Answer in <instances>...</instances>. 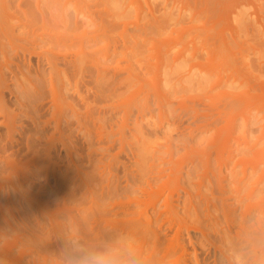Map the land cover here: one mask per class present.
I'll list each match as a JSON object with an SVG mask.
<instances>
[{
	"label": "rangeland",
	"instance_id": "1",
	"mask_svg": "<svg viewBox=\"0 0 264 264\" xmlns=\"http://www.w3.org/2000/svg\"><path fill=\"white\" fill-rule=\"evenodd\" d=\"M47 1L48 0H45L43 3H46ZM49 1L56 2V10L54 14H56L55 16H57L58 19L56 26L58 27L56 28L57 35L61 34L59 37L64 35V39L67 38L65 39V43L71 45L70 47L68 45V47L65 46L66 48L63 47L64 49L57 47L55 49L57 54L60 53L61 55H66V52L68 51L70 53H74L75 51L76 53L74 55L71 54L73 56L72 58H74V56H77V52H80L81 50L84 52V49L86 52L89 50V53H92L91 55L97 53L94 55L95 57H90H94L93 59L95 61H93L95 63L99 60L98 63L100 65L98 63L97 64L100 66V71H104L106 69L104 67H106V65L108 67V65L111 62L112 63L109 65L107 70L104 72L102 71L105 74L101 72L104 79L101 78V81L99 80V82L94 80L96 78V71L91 70L90 68V72L89 70L87 71L86 68L83 69L81 72L82 75L78 73L81 69L76 67L71 69V72L72 70H74V72L79 70L77 73L79 76H82L78 80L80 82L77 83V81H75L78 78H75L76 74L73 72L75 78L74 81L78 86L76 85V87L71 81H66L68 83L65 82L64 86L66 84H69L70 87L73 85L75 88H77V91L75 89H71L72 87L68 88V86H65L68 88V92L70 89L69 95V93L65 91L64 86H61L62 81H60L61 84L59 81H57L58 83L56 84L57 87L55 89L57 91L55 92H57L56 94L58 95H55V99H59V97L60 99L59 101L56 100V104L54 103V105L57 106V103L59 102L61 105H58L59 107L57 106L59 109H54L55 106L52 105L54 107L51 106L53 108L51 109V107H48L50 106V100H47L48 95L44 96V94L49 90L47 87L46 88L48 90L45 89V86L47 85V82L50 83V79H48L46 76L49 74L48 77H50L51 73L49 70L51 71V69L47 61L44 58H41L45 55V53L40 51L46 48L44 46L47 43L46 41L41 42L42 45L40 44V46L38 44L40 42H38V51L36 48L34 52L37 51L38 53L40 51L39 53H42L43 56L40 57L39 53V55L34 53V56H31V53H26L27 56H22V54H20L21 65L24 67V70L22 68V72L27 71L26 73H28V77L23 79L22 85H20L14 77L13 72L15 71L14 73H17L15 66H11V69L9 70L14 71L12 72L8 70V73L4 69L6 66H1V69H3L1 72L3 73V71H5L3 76L5 79L7 77V80L3 78L4 82H2L3 80L0 79L3 83L0 85H4L7 89L10 88L11 90H9L12 92L9 93V91H3L4 93L2 92V94H5L4 97L0 94V109L5 107L6 112L12 119L16 116L15 119L17 120L14 121L17 123L14 122V124L17 131L19 130L18 132L21 135L16 133L14 135V140H18L17 144H19L20 147L24 146L28 142L30 148H32L34 146L31 147L29 142H33L34 140L36 143L38 141L37 143L40 144H36L38 147L39 145L42 147H39V149L42 150L38 149V154L40 155L38 158H41L40 160H42V163L45 162L43 160H48L50 162L47 164L48 166L46 165L47 167L50 166V168L52 167V169L56 170L60 167L62 171H64L67 166L70 167V180H68L70 183H68L71 184L69 185L71 188V193L67 198L68 200L70 198L71 201L68 202V206L71 208L70 210L72 212L73 220V222L71 221V229L73 230L70 231V234L72 232L73 241L71 249L73 248L72 252H74V255L76 257L82 258L91 253H106L113 258L115 264H264V239H256V236L259 238L260 235L264 238V182L260 183V171L264 170V48L261 46V44L264 46V0H249V2L246 1L247 3H244L245 5H241L242 1H240L241 3H238L237 1L239 0H233L234 2H237V4H240L239 8L243 11L238 9L240 11V14L238 13L239 17H232V20L230 19L231 24L228 21L226 24L224 23V27L226 25L225 29L223 28L222 24H220V26L219 24H216V19L219 17L218 11L215 10L217 9V0H206V2L205 0H183L182 4L180 2L175 3V0H156L158 4L155 0H113V3H111V0H103L104 3H107H105L106 5L103 4L102 0ZM163 1H166V4L171 2L169 3V8H172L167 10V13H170V15L168 16L165 14V16H168H166V18L161 14L160 15L162 17L155 14V16L157 15V19L160 16L158 19L160 21H157V25L158 22L160 24L161 21H164L165 19L166 22H168V26H170L169 23H171L172 19L171 27L174 26L172 28L174 31L172 32L174 33L172 36L177 35L178 41L176 39L174 40L173 37H171L170 41L169 34L171 35V32H169L168 36L165 35L169 30L165 34L163 33V35L160 34V32H158L156 29L159 26L156 25V21H153L154 25H152L149 22V18H147L149 17V14L147 15V13H150V10L157 11L158 5L160 8H162L160 4H162ZM208 1H211L212 4L215 5L207 3ZM16 2L17 0L12 2V6L15 7H11V5L9 7V14L12 13V17L16 19L14 22H17V18H23L17 10L18 8L16 6ZM130 3L132 6H130ZM165 3L162 5H166ZM98 4L102 6H98ZM209 4L211 7L214 6L213 9H215H210L211 7H209ZM148 5L151 6V9L150 6L148 7ZM206 6L209 7V9ZM173 8L175 9L173 10ZM111 9L114 11H111ZM179 11L183 12V18H180L181 20H179ZM117 13H121L123 15ZM117 15L123 16L122 18H125L122 19ZM172 15L176 22H174L175 20L172 18ZM145 18H147V22ZM102 19H104V22ZM121 19L122 21H120ZM21 20L25 21L24 19H20V21ZM20 21H18V23ZM107 22L111 25L108 26ZM59 23L60 25L58 26ZM64 23L65 25H63ZM125 23L128 26L124 25ZM12 24L14 25V23ZM19 24L21 25V23ZM19 24L18 26H20ZM136 24L139 28L136 26ZM174 24L177 25L178 28ZM111 26L113 27L110 28ZM143 26H146L145 29L149 28V31H146ZM149 26L152 29H150ZM155 26L156 28L154 29ZM181 26L185 28H183L184 32L187 30L185 33L183 32V39L179 37V33L177 34L179 31L178 29H180ZM102 27L106 29V31H101L100 29L103 30ZM171 27L169 28L172 31ZM18 29L19 27H17L16 32L19 33V35L17 33L16 34L20 38L23 30L21 31ZM174 29L178 31L176 32ZM59 30L65 34L62 32L59 33ZM219 30H224V34L220 36H226V39L228 40L227 43L233 41L232 36H240V41L243 43L245 42V45L248 47L246 48V46H244L247 49V51L243 53L245 54V61L243 60L244 58L241 57L243 54L240 55L238 52L240 55L239 56L236 52L239 50V48L235 51V57L237 55V58L240 57L238 58V61L236 60L237 63L230 60L227 54L219 55L217 52V39L219 34H221ZM236 30L237 32H235ZM111 31L113 33H111ZM154 31L157 33H151ZM39 33L43 36L46 35L47 37V34L44 33V31L42 32L41 30ZM39 33L37 34L42 36ZM84 33L89 38H85L86 36H83ZM99 34L100 36L97 37ZM25 35L26 33L24 32V37L22 36L20 38L22 41H24L25 38L28 39V36L25 37ZM134 37L136 38L134 39ZM92 38L97 39L96 41L94 40L95 42H93ZM61 39L64 40L63 37ZM128 39L132 40V42L130 43V40ZM72 40H74L75 43H73ZM156 40L157 42L159 41V44L155 42V45L158 44V46H161L159 49H157L158 46L157 48L154 46V41ZM37 41L41 40L39 39ZM138 42L141 43L139 44ZM43 43L46 44L43 45ZM76 43H80V45H76ZM182 44L183 46L178 47ZM82 45L84 47H82ZM85 45L87 48H89L87 49ZM39 46L44 49H39ZM76 46L79 47L77 48ZM153 46L155 48H153ZM169 46L170 49L168 50ZM154 49L155 51H153ZM173 49H175V51ZM132 50L135 51L133 52ZM167 50L173 54L171 53V55ZM183 50L187 51L182 52ZM44 51L47 52V50ZM94 51L95 53H93ZM160 51L164 52L161 53ZM146 52H148V54ZM150 52L151 56L156 53V55H154L156 56V59H152L154 57L153 56L149 61L153 67L150 66V63L147 60L151 57L149 55ZM167 52L169 55H171V57ZM180 52H182L184 56L183 60L181 61L182 63L180 61V63H178L179 65L176 63V66H179L177 68L175 64L174 66L172 65L173 60L171 59H173L172 57L175 58L176 56H179L181 54ZM142 53H145V55ZM11 54L8 55H10V57L15 55L14 54L11 56ZM129 54L131 55L130 58L128 56ZM161 54H164V59L166 60L165 64H163L164 62H160L162 61L160 56ZM85 55L87 54L85 53ZM141 56H144V59ZM26 57H28V59ZM139 57L141 58V62L138 60ZM1 58H3L2 55ZM1 58L0 62L6 65L5 60H1ZM62 59L63 57L61 60ZM132 59L134 61H132ZM124 60L127 62H124ZM15 61L19 63L18 58H15L14 62ZM138 61L141 64H136L139 63ZM130 62H133V64L130 65ZM156 62H158V70L160 71L161 69L160 73L157 71ZM103 64L105 65L103 66ZM127 64L129 67H131L130 69L137 73V75L135 73V79L138 77L136 80L139 81L138 85L141 87L140 89H138L136 86L135 88H132L134 84L131 82H123L125 84L122 85L124 87L127 85L126 88H131V92L128 91L130 89H126L121 85V81L128 80L127 73L131 71L130 69H126L129 68L127 67ZM160 64H162V66L164 65V67L159 66ZM141 65L144 66V68H142ZM170 65H172L171 67H175V69H173L175 71L173 74H176L177 76L183 74V84L182 81L181 83L178 82L180 80L176 75H173L174 77H171V73L170 75H166L169 74V72L166 73L165 71L167 69H171L169 68ZM64 66L62 63H60L59 69L62 72L67 69ZM111 66L113 70L119 71V74L118 72L116 73L110 69ZM154 66L156 72H158L155 74L156 80L158 78L157 83L155 82L156 80L154 81ZM30 67L34 73L39 72L38 75H34L32 72L30 78L28 71ZM88 67L90 66H87V68ZM37 70L38 72H36ZM84 70L90 74L88 75V73ZM125 70L126 74L124 73ZM84 72L86 74H84ZM112 72H114V78H112ZM134 72H131V74H134ZM138 72H141L140 76ZM161 72L163 73L161 74ZM26 73L24 74L25 76ZM115 73L117 74V78ZM157 74H161L162 76L159 77ZM41 75L44 77H39ZM72 75L73 74H71L70 77H72ZM36 76L40 78H38L40 83L43 82L44 79L48 80L47 82L44 80L46 84H42L43 87H38L41 84H39ZM109 76H111V78ZM108 77L111 79H108L110 82L108 80L106 81ZM122 77L125 80H123ZM163 77L165 80H167V82L169 80L171 81L168 83L165 81L164 83ZM63 78L64 77H62V79ZM161 78L163 79V83L161 82ZM120 79L121 81L118 83V80ZM207 79L209 80L207 81ZM24 80L26 81L24 82ZM6 81H12V83ZM28 81H31V84L33 85L30 86ZM96 81L99 84H97L98 87L95 86ZM103 81L106 82L103 83ZM69 82H71L72 85ZM107 82L108 85L106 84ZM116 82L118 84H116ZM158 83L159 87L153 88L154 85V87H157ZM109 84L114 85V88ZM172 84H174V87ZM179 84L180 86H178ZM130 85H132V87H130ZM20 86H24L25 88L23 89ZM32 86L37 87L35 89V87L32 88ZM41 87L43 88L42 91L45 90L43 94L40 93L41 90L36 91L41 89ZM160 87L164 89L166 88L167 91L166 89H159ZM172 87L175 91L172 90ZM175 87L177 89H175ZM17 88H21L24 91L22 92ZM94 88H96V90ZM109 88L111 89L110 91ZM179 88H181V90H179ZM7 89L5 90L3 88L5 91H7ZM29 89L34 90L29 91ZM133 89H136V91H133ZM156 89L157 92L155 93ZM113 90H115L114 95L112 94ZM158 90L160 92L166 91V93H161V95L165 97L166 94V97L169 99L172 97L173 99L170 100V104H168V106H164L165 109L163 104L160 105L161 102L157 100L160 99L159 95H156L158 94ZM35 91L36 93H40L39 95H41V97L44 96L43 99H46V102H43L42 98L38 94L34 93ZM97 91L100 93V95L97 93ZM48 92L46 94H49ZM73 92L77 93L72 95L71 93ZM78 92L80 93V98L83 96L85 99L86 105L83 102V98L80 100L78 97ZM103 92L107 93H105L106 96H104L105 94ZM110 92L112 97L110 96ZM132 92L135 93L132 94ZM177 92L178 95H181V97L175 100V97H178ZM66 93H68L67 99H64ZM101 93L103 94L101 95ZM136 93H140V95H137ZM149 94L150 97H148ZM172 94L173 96H171ZM124 95L127 98L124 97L122 100L121 98ZM133 95L138 96L137 99H134L136 97ZM155 96L156 98H154ZM239 98L242 100V104L239 103L241 100H239V102L237 101ZM127 99L129 102H131L130 106L133 108L132 110L130 109V111H127L129 112L128 114L127 112L125 113L126 107L124 108V104H122L123 106L121 105V100L124 101V103H128L125 102ZM133 100H136L135 103L137 101L138 103H141V105L136 103L137 109L133 107L136 104L132 105L134 102ZM236 101L239 104H236ZM52 102L50 104H52ZM142 102H145V104L143 105ZM2 103L4 104L2 105ZM43 103L44 106L46 104L48 105H46L47 107L45 109L49 108L50 111H48V109L46 112L44 106L42 105ZM68 103L71 105L74 104L72 105L73 109L71 108L74 111L70 109L71 105L67 106ZM147 103L149 104L147 105L149 106V109H147ZM156 103H158L160 106L157 107ZM84 105L85 107H83ZM142 106H145L146 108L143 107L142 109ZM140 107L141 109H139ZM40 108H43L44 111L42 110V112L45 114L39 111L41 110ZM55 110H57V113ZM69 110L74 112V114ZM159 110H161L162 114ZM131 111L132 116L130 113ZM39 112L42 113L41 115H43V117L39 114ZM53 112H55L57 117L55 114H53ZM37 113L41 118H43V122L45 123L46 121L47 123L43 124L42 119L38 117ZM139 114H141L140 117ZM44 116L47 117L44 118ZM1 117H3V115ZM35 118L36 120H39L36 122ZM33 120H35L34 123ZM57 120H62L63 122L66 120V123H64L65 125L63 122L60 124ZM1 121H3V118H1ZM230 121H232V123H236H233L235 124V127H233L234 129L232 128L233 125L229 124L231 123ZM42 124L43 126L46 125L47 129L46 126L44 129ZM58 124H60V127L56 128V125ZM19 125H22L23 127L21 126V128ZM228 125H230V127L233 129H231L233 131L232 134L230 128L228 129L229 131L227 130ZM41 130H45L46 132H40ZM179 132H182L183 135H178ZM50 135L53 136V138H50ZM8 136V128L6 126H0V146L3 145L2 143L8 141ZM48 138L53 139L52 141L54 144L52 143L53 145L51 146L54 148H50L51 146L48 145L46 147L44 142L45 140L47 142ZM220 138H222V141L224 140L229 144L225 142L222 143ZM19 139L21 141H19ZM184 139L189 142L186 143ZM218 141L219 143H222L223 146H220ZM213 142L216 145H213ZM35 143L32 144L37 147ZM17 144L15 146L16 149L19 147ZM217 144L220 148L217 146ZM224 145L226 148H228L225 152H223L225 153L223 155L224 161L218 160L222 159L219 157L216 158V156L220 155ZM24 147L26 149V146ZM170 147L173 152L168 151V148ZM44 148L45 152L43 150ZM65 148L71 150V153L66 151ZM48 149H51V151ZM24 151L27 152L26 150ZM48 151L51 152L49 155L46 153ZM147 151L149 152L147 153ZM167 151L173 153H169L171 157L169 154H167ZM215 151L217 152V155H215ZM9 152L5 154L6 152L2 150L0 155L1 157H5V155H8L6 157L13 155L12 151V153ZM156 152L159 153L157 154ZM229 152L232 154L231 156L233 158L228 156L230 155L228 154ZM209 153L212 154V156H210ZM20 154L16 155V157L10 156L11 160L16 159L15 161L24 160V162H27L25 159H28L29 161V158L31 160V156L33 155L32 153H28V155H31L28 157L27 154H24L27 157L25 158L22 156V154ZM149 154H151V156L154 155L157 157L153 156L154 160H151L149 158ZM206 154L209 156H206ZM192 156L193 160H196V163L194 164ZM194 156L196 158H194ZM47 157L50 159H47ZM227 157L232 158L230 162ZM197 158L200 160H197ZM202 158L205 162L201 161ZM150 161H153L156 164ZM171 161H173V163ZM176 161L180 162L177 163ZM206 161L209 163V167H207V165L205 168L203 165H206ZM220 161H222V163ZM38 162L42 164L39 159ZM152 163L153 165L149 168V165ZM176 163L177 165L180 163L183 164V170H180L183 172V174L181 173L182 175L180 174L179 177L177 176L180 182L176 179L177 183H173L175 181L172 180V178L174 179V177H172L173 174L171 175V173H173L172 171L174 170L176 172L177 170L179 171V168H181L179 167L181 164L177 166ZM256 163H259L261 166L259 170L255 171L253 169V164ZM146 164L148 165V170L144 168L146 167ZM168 164H172L173 168ZM221 164L225 165L223 166L222 171V167H220ZM170 167L172 168L171 172H169L171 169ZM60 168L58 169L59 171L56 172H60ZM150 169L152 170L150 171ZM207 169H210V171L208 170V172ZM66 171L64 174H66ZM159 171H161L162 174ZM175 172L174 174H176ZM60 173L57 175L64 177L63 173H61L62 175ZM150 173L152 174L151 176ZM219 173H222L223 175L220 174L219 176ZM167 174H170V177H172L170 180V177ZM216 174L219 177H215ZM147 175L151 178H149ZM221 175L224 178L222 196H220L219 192L221 191L219 188L217 189L218 186L216 184V178L218 177L217 181H219V179L222 178ZM233 177L235 181L233 180ZM53 181L54 180H52V182ZM168 181H171V184ZM238 181H241L240 184ZM167 183H169V185H167ZM219 184H221V182ZM258 184H260L259 187ZM254 185L257 187L256 191L258 194L257 192H254L253 194L252 192H249L251 188H254ZM219 187L221 186L219 185ZM259 188L261 189V192ZM149 193H151V195ZM48 196L49 195H43V202L45 199L48 202ZM249 199L251 201H249ZM49 200L52 201L50 204L47 203V206L51 205V209L49 208L50 210H54L56 204L61 202L60 199L58 200L57 198L53 197H51ZM45 202L44 204H46ZM221 203L223 205H227V208L225 206L224 209ZM259 209L262 210L259 211ZM227 211L231 213H227ZM60 216V219H57V221L61 222L62 227H65L64 223L67 226L68 223L64 221L67 218L66 213H62ZM0 261L2 262L4 260L0 259ZM61 261L62 260H60V264ZM4 263L6 264L7 261H4ZM8 263L12 264L10 262Z\"/></svg>",
	"mask_w": 264,
	"mask_h": 264
},
{
	"label": "bare ground",
	"instance_id": "2",
	"mask_svg": "<svg viewBox=\"0 0 264 264\" xmlns=\"http://www.w3.org/2000/svg\"><path fill=\"white\" fill-rule=\"evenodd\" d=\"M13 1H16V0H0V42H1V47H0V50H1V52H0V58H1V55L3 56V58H1V60H5V63H6V65L5 64H3V63H1L0 62V69H1V66L3 67V66H6V68H7V70H6V68H4L5 69V71H7V73L9 72V71H12V70H9V69H11L10 67L11 66H15V69H16V71H17V73H14L13 71V74H14V77L16 78V80H17V82L20 84V85H22V82H23V79H26V77H28L27 75H28V73H26L27 71H23L22 72V68H23V70H24V67H22V65H21V55L20 54H22V56H27V54L26 53H31L30 55L31 56H34V53L36 54V55H39L40 53V51H42V52H44L45 53V55L43 56V54L41 53L40 54V57L41 56H43V57H41V58H44L46 61H47V63L50 65V69H51V71L49 70V72L51 73L50 74V77H48L49 76V74H48V76H46L48 79H50V83H48L47 81V79L45 80L46 82H47V85L45 86V89H47V88H49V90L48 91H50L51 93H52V95H51V93L50 92H48L47 90V92L51 95V96H53V97H51L49 94H44V96L46 95H48L46 98H47V100L49 99L50 101V103L52 102V100H53V102H52V104H50L49 102V105L50 106H48L47 104V106L50 108L52 105H54V103L56 102V100L57 101H59V99H60V97H59V99H55V95H58V94H56L57 92H55V91H57V90H55L56 89V84L58 83L57 81H62V84H61V82H60V84H61V86L63 85L64 86V84H65V82L66 81H71L72 82V84H75V86L77 85L76 84V82L75 81H77V83L78 82H80V81H78L82 76H79V74L80 75H82V71H83V69H85L86 68V70L88 71L89 70V68L91 69V70H94V71H96V78L95 77H93V78H95L94 80H97L98 82H99V80L102 78V79H104V77H103V75L101 74V72L103 71V70H101L100 71V69H99V67L100 66H98V61L95 63L94 61V55L95 54H97V53H95V51L93 52V53H95L94 55H91L92 53H89V50L86 52L85 51V49H84V52H83V50H81V48H80V52H77L78 54H76L77 56H74V58H72L73 56L71 55V54H75L76 52L74 51V53H70L69 51V54L67 55V53L68 52H66V55H61L60 53L59 54H57L56 52H55V49L57 48V47H60V48H63V47H70L71 45H68V44H66L65 42V39H67V38H65L64 39V35L62 36L63 37V39L64 40H62L61 38L62 37H59V36H61V34L60 35H57V32H56V28H58V27H56L57 26V21H58V19H57V16H55L56 14H54V12H55V10H56V2L55 1H47L46 3H43L45 0H17V10H18V12L21 14V16L23 17V18H20V19H24L25 21H23V20H21L20 21V19L19 18H17V22H14L16 19L15 18H13L12 17V13L11 14H9V7H10V5H11V7H15V6H12V2ZM101 1V0H100ZM108 1V0H107ZM113 0H111V3H113L112 2ZM120 1V0H119ZM135 1V0H134ZM139 1V0H138ZM149 1V0H148ZM156 1V0H155ZM159 1H161V0H159ZM168 1V0H167ZM215 1V0H214ZM240 1H242V4L241 5H245L244 3H247V2H249V0H239V1H237L238 3L240 2ZM247 1V2H246ZM10 2H11V4H10ZM102 2H103V0H102ZM131 2H133V1H131ZM166 2V1H165ZM164 1H163V3H165ZM177 2H180L181 4L183 3V0H175V3H177ZM205 2H206V0H205ZM237 2H234L233 0H217V4H216V7H217V9H215L216 11H218V13H219V15H218V13H217V15L219 16V17H217V19H216V21L218 22H216V24H219V26H220V24H222V26H223V28L225 29L226 28V25H225V27H224V23L226 24V22L228 21L229 23H230V19L232 20V17H239V15H238V13L240 14V11L238 10V9H240L239 8V5L240 4H237ZM101 3V2H100ZM106 3V2H105ZM104 2H103V4H105ZM109 3H110V1H109ZM141 3V2H140ZM146 3V2H145ZM156 3H157V1H156ZM162 3V4H163ZM169 3H171V2H168L166 5H162V4H160L161 6H162V8H160L159 7V5H158V10L157 11H155V10H150L151 12L150 13H147V15L149 14V17H147V18H149V22H150V24H152V25H154V23H153V21H156V25H157V21H160V20H158L159 19V17L162 15L163 17L165 16V14H167L168 16L170 15V13L168 14L167 13V10L168 9H171V8H169ZM207 3H210L211 5H215V4H212V2L210 1H208ZM241 3V2H240ZM107 4V3H106ZM105 4V5H106ZM148 4H149V2H148ZM158 4V3H157ZM210 4H209V7H211L210 6ZM117 5V4H116ZM124 5H125V2H124ZM146 5V4H145ZM98 6H102V5H99L98 4ZM111 6V5H110ZM110 6H108V7H110ZM130 6H132V4L130 3ZM150 5H148V7H149ZM156 7H157V5H156ZM207 7V6H206ZM209 7H207L208 9H209ZM213 7L214 6H212L210 9H212V10H214L213 9ZM116 8V7H115ZM118 8L120 9V7L118 6ZM107 9V8H106ZM150 9H151V6H150ZM175 8H173V10H174ZM179 9V8H178ZM182 10H183V8H182ZM241 11H243L242 9H240ZM15 11V10H14ZM104 11V10H103ZM108 11V10H107ZM107 11H106V13H107ZM111 11H114V10H112L111 9ZM170 11V10H169ZM177 11V10H176ZM238 11V12H237ZM17 12V11H16ZM174 12V11H173ZM180 12V14H178L179 15V20H181L180 18H183L182 16H183V12L182 11H179ZM109 13V12H108ZM114 13V12H113ZM125 13V12H124ZM178 13V12H177ZM104 14V13H103ZM116 14V13H115ZM117 14H121V13H117ZM155 14H157V15H160L159 17H158V19H157V15L155 16ZM105 15V14H104ZM103 15V16H104ZM121 15H123V14H121ZM166 15V16H167ZM174 15V14H173ZM173 15H172V18L175 20V18L173 17ZM110 16V15H109ZM117 16H119V15H117ZM125 16V15H124ZM161 16V17H162ZM166 16H165V18H166ZM167 16V17H168ZM119 17H123V16H119ZM171 17V16H170ZM234 17V18H235ZM103 18H105V17H103ZM110 18V17H109ZM116 18V17H115ZM125 18V17H124ZM124 18H122V19H124ZM147 18H145V20H146V22H147ZM118 19V18H117ZM122 19L120 20V21H122ZM164 19V18H163ZM103 20V22H104V19H102ZM116 20V19H115ZM161 20H162V18H161ZM183 20V19H182ZM18 21H20L19 23H21V25L18 23ZM77 21V20H76ZM108 21H109V19H108ZM114 21V20H113ZM118 21H119V19H118ZM118 21H116V22H118ZM168 21V20H167ZM64 22V21H63ZM115 22V21H114ZM113 22V23H114ZM146 22H145V24H146ZM174 22H176V20L174 21ZM173 22V23H174ZM232 22V21H231ZM12 23H14V25L12 24ZM15 23H16V25H15ZM66 23V22H65ZM65 23L63 24V25H65ZM78 23V22H77ZM108 23V22H107ZM112 23V22H111ZM171 23H172V19H171ZM171 23H169L170 24V26H168V22H166V20L164 19V21H161V23L159 24V22H158V27L156 28V26L154 27V29L156 28L157 29V31L158 32H160V34H162L163 35V33L165 34L168 30V33H166L165 35H167L168 36V34H169V32H171V35L169 34V36H170V41H171V37H173L174 38V40L176 39L177 40V35L176 36H172L174 33H172V32H174L173 31V27L174 26H172L171 27ZM179 23H180V21H179ZM182 23V22H181ZM18 24L21 26H18ZM62 24V23H61ZM138 24V23H137ZM136 24V26L138 27V25ZM183 24V23H182ZM182 24H180V25H182ZM228 24V23H227ZM231 24V23H230ZM60 25V23L58 24V26ZM92 25V24H91ZM94 25H96V24H94ZM109 25H111L110 23H108V26ZM117 25V24H116ZM121 25V24H120ZM124 25H127L126 23L124 24ZM148 25V24H147ZM146 25V26H147ZM175 25V24H174ZM19 27V29L22 31L23 30V33H21V31H20V33H21V36H20V38L24 35V32L26 33V35H25V37H27L28 36V39H24V41H22V39H20L19 38V33H17L16 32V29H17V27ZM67 26V25H66ZM103 26V25H102ZM105 26H106V23H105ZM128 26V25H127ZM140 26V25H139ZM145 26V27H146ZM175 26H177V25H175ZM229 26V25H228ZM64 27V26H63ZM68 27H69V25H68ZM104 27V26H103ZM102 27V28H103ZM113 26H111L110 28H112ZM120 27V26H119ZM141 27V26H140ZM144 27V26H143ZM145 27H144V29H145ZM150 27V26H149ZM169 27H171V29H172V31L170 30V28ZM231 27V26H230ZM230 27H227V28H230ZM60 28V27H59ZM97 28V27H96ZM115 28V27H114ZM139 28V27H138ZM142 28V27H141ZM169 28V29H168ZM177 28H178V26H177ZM183 26H181V28L180 29H178V30H175L176 32H177V34L179 33V37L181 38V39H183ZM18 29V30H19ZM64 29V28H63ZM97 29H99V28H97ZM119 29V28H118ZM143 29V28H142ZM150 29H152L151 27H150ZM185 29V28H184ZM218 29H219V27H218ZM41 30H42V32L44 31V33H46L47 34V37H46V35L45 36H43L42 34H40L39 32H41ZM66 30V29H65ZM101 31H106V29H104L103 28V30L102 29H100ZM108 30V29H107ZM139 30H141V29H139ZM146 31L148 30L149 31V28H147V29H145ZM58 31V30H57ZM60 32L59 33H61L62 31L61 30H59ZM97 31V30H96ZM142 31V30H141ZM146 31H145V33H146ZM187 31V30H186ZM185 31V32H186ZM224 30H219V32L221 33V34H219V36H218V39H217V45H218V49H217V52L219 53V55H221V54H227V56L230 58V60H232V61H235L236 63H237V61L239 60L238 58H240V57H238L237 58V56L239 55V53H240V55L241 54H243V53H245V51H247V49L246 48H248L246 45H245V42L243 43L242 41H240V36L239 35H237V36H232V38H233V41H231V42H229V43H227V39H226V36L225 37H223V36H220V35H223L224 34V32H223ZM19 32V31H18ZM108 32V31H107ZM109 32H110V30H109ZM115 32V31H114ZM155 32L156 31H154V32H151V33H153V34H155ZM184 32V33H185ZM235 32H237V30L235 31ZM18 35H17V34ZM37 33H39L40 35H42V36H39ZM62 33H64V32H62ZM87 33V32H86ZM93 33V32H92ZM111 33H113L112 31H111ZM144 33V32H143ZM148 33V32H147ZM157 33V32H156ZM23 34V35H22ZM65 34V33H64ZM91 34V33H90ZM98 34V33H97ZM232 34H234V33H232ZM238 34H239V32H238ZM241 34V33H240ZM18 37H17V36ZM85 35V33L83 34V36ZM92 35V34H91ZM96 35V34H95ZM146 35V34H145ZM150 35H152V34H150ZM149 35V36H150ZM158 35H159V33H158ZM81 36V35H80ZM86 37L85 38H89V37H87V35H85ZM100 36V34L99 35H97V37H99ZM140 36V35H139ZM142 36H144V35H142ZM24 37V36H23ZM67 37V36H66ZM95 37V36H94ZM32 39V40H30V39ZM41 40V41H37V40H39V39ZM69 38V37H68ZM84 38V37H83ZM90 38H91V36H90ZM101 38V37H100ZM136 37H134V39H135ZM137 38H138V36H137ZM219 38H220V40H219ZM231 38V39H232ZM81 39V38H80ZM97 39V38H96ZM96 39L95 38H92V40H93V42H95L96 41ZM132 39V38H131ZM147 39V38H146ZM169 39V38H168ZM168 39H167V41H168ZM226 39V40H225ZM69 40H70V38H69ZM83 40H86V39H83ZM95 40V41H94ZM128 40H130V39H128ZM140 40V39H139ZM148 40V39H147ZM245 40V39H244ZM46 41V45L43 43V45H45L44 47H46L45 49L44 48H41L40 46L42 45L41 44V42H45ZM73 41V43H75L74 42V40H72ZM91 41V40H90ZM98 41V40H97ZM137 41V40H136ZM145 41V40H144ZM178 41V40H177ZM180 41V40H179ZM247 41V40H246ZM38 42H40V43H38ZM69 42V41H68ZM67 42V43H68ZM87 42V41H86ZM132 42V40H130V43ZM142 42V41H141ZM140 42V43H141ZM150 42V41H149ZM158 43L159 44V41L157 42V40L156 41H154V46L157 48V46H158V44L157 45H155L156 43ZM172 42H173V40H172ZM37 43L40 45L39 46V49H44V50H47V52H45L44 50H40L38 53H37V51H38V48H37ZM81 43H82V41H81ZM89 43V42H88ZM87 43V44H88ZM139 43V42H138ZM139 43V44H140ZM151 43V42H150ZM69 44H71V43H69ZM77 44H79L80 45V43H76V45ZM84 44V43H83ZM86 44V45H87ZM134 44H136V43H134ZM172 44V43H171ZM68 45V46H67ZM86 45H85V47H86ZM94 45V44H93ZM146 45V44H145ZM177 45H179V44H177ZM47 46H48V48H47ZM73 46V45H72ZM74 46H75V44H74ZM91 46V45H90ZM96 46V45H95ZM126 46V45H125ZM141 46H143V45H141ZM153 46V48H155ZM174 46H176V45H174ZM173 46V47H174ZM181 46H183V44L182 45H180V46H178V47H181ZM244 46H246V48L244 47ZM261 46H262V48H264V46H263V44H261ZM260 46V47H261ZM65 47V48H66ZM77 47V46H76ZM79 47V46H78ZM77 47V48H78ZM82 47H84L83 45H82ZM129 47V46H128ZM128 47H127V49H128ZM139 47V46H138ZM137 47V48H138ZM144 47V46H143ZM148 47V46H147ZM159 47H161L160 45L158 46V48L157 49H159ZM163 47V46H162ZM166 47V46H165ZM234 47H237V48H234ZM37 48V51L36 52H34L35 51V49ZM59 48V49H60ZM76 48V49H77ZM87 48V47H86ZM89 48V47H88ZM87 48V49H88ZM130 48V47H129ZM136 48V47H135ZM144 48H146V47H144ZM172 48V47H171ZM176 48V47H175ZM183 48V47H182ZM239 48V50L238 51H236V49H238ZM10 49V50H9ZM64 49V48H63ZM62 49V50H63ZM71 49V48H70ZM73 49V48H72ZM126 49V48H125ZM131 49V48H130ZM134 49V48H133ZM143 49V48H142ZM141 49V50H142ZM161 49V48H160ZM170 49V46L168 47V50ZM179 49V48H178ZM235 49V50H234ZM246 49V50H245ZM75 50V49H74ZM135 50H137V49H135ZM134 50V51H135ZM144 50H147V49H144ZM167 50V51H168ZM174 51H175V49H173ZM179 50H181V49H179ZM241 50H244V51H241ZM10 53H9V52ZM67 51V50H66ZM133 51V50H132ZM131 51V52H132ZM133 51V52H134ZM153 51H155V49L153 50ZM173 51V52H174ZM185 50H183L182 52H184ZM187 51V50H186ZM185 51V52H186ZM238 53V55L235 57V54H236V52ZM241 51V52H240ZM130 52V51H129ZM137 52V51H136ZM144 52V51H143ZM161 52V51H160ZM162 52H164V51H162ZM161 52V53H162ZM168 52H170V51H168ZM167 52V53H168ZM177 52V51H176ZM182 52H180L181 54V56L179 55V54H175V55H179V56H176L175 58L174 57H172L173 59H171V58H169V59H171V60H173V63H172V65L174 66V64H175V66H176V63L178 64V63H180L182 60H183V53ZM11 53H14V54H11ZM32 53H33V55H32ZM85 53L87 54V55H85ZM147 54H148V52H146ZM154 53V52H153ZM172 52H170V54H171ZM8 54H11V56L12 55H14V56H12V57H10V55H8ZM64 54H65V51H64ZM143 55H145V53H142ZM142 54H140V55H142ZM146 54V55H147ZM173 54V53H172ZM171 54V55H172ZM71 57H70V56ZM89 55V56H88ZM126 55V54H125ZM135 55V54H134ZM136 55H137V53H136ZM150 56H151V52H150V54H149ZM148 55V56H149ZM154 55H156V53H154L153 54V56ZM165 55H167V54H165ZM168 55H169V53H168ZM171 55H169L170 57H171ZM185 55H186V53H185ZM239 55V56H240ZM247 55V54H246ZM8 56H9V58H8ZM29 56V55H28ZM90 56H94L93 58L92 57H90ZM129 56V58L131 57V55L129 54L128 55ZM149 56V57H150ZM153 56H151L149 59H147L148 60V62L151 60V58L153 57ZM161 56V60L162 61H160V62H164L163 64H165V57H164V54H161L160 55ZM169 56H167V57H169ZM213 56V55H212ZM244 56V57H243ZM243 56L241 55V57L242 58H244L243 60L245 61L246 60V58H245V54H243ZM13 57H14V60H15V58H18L19 59V63H17L16 61L14 62V60H13ZM36 57V56H35ZM63 57V59L61 60V58ZM98 57V56H97ZM104 57V56H103ZM125 57V56H124ZM132 57H133V54H132ZM134 57H137V56H134ZM142 57V56H141ZM144 57V56H143ZM142 57V58H143ZM156 56H154L152 59H156L155 58ZM158 57V56H157ZM163 57V58H162ZM193 57H194V54H193ZM10 58H12V59H10ZM24 58V57H23ZM27 59H28V57H26ZM31 58V57H30ZM38 58V57H37ZM40 58V59H41ZM148 58V57H147ZM185 58V57H184ZM237 58V59H236ZM105 59V58H104ZM109 59V58H108ZM117 59V58H116ZM134 59V58H133ZM132 59V61H134ZM141 58L139 57V59L138 60H140ZM144 59V58H143ZM158 59V58H157ZM163 59H164V61H163ZM166 59H168V58H166ZM43 60V59H42ZM41 60V61H42ZM94 60V61H93ZM115 60V59H114ZM127 60V59H126ZM237 60V61H236ZM28 61H30V60H28ZM44 61V60H43ZM63 61V62H62ZM103 61V60H102ZM135 61H136V59H135ZM158 61V60H157ZM180 61V62H179ZM187 61V60H186ZM185 61V62H186ZM243 61V62H244ZM3 62V61H2ZM101 62V61H100ZM104 62V61H103ZM124 62H127V61H125L124 60ZM139 62V61H138ZM140 62H141V60H140ZM136 63V64H141V63ZM147 62V63H148ZM240 62V61H239ZM28 63V62H27ZM31 63V62H30ZM29 63V64H30ZM60 63H62L63 64V66L64 65H66V66H64V67H66L65 69V71H61L60 69H59V66H60ZM65 63V64H64ZM98 63V64H97ZM110 63V62H109ZM112 63V62H111ZM110 63V64H111ZM135 63V62H134ZM146 63V62H145ZM144 63V64H145ZM150 63V62H149ZM166 63H168V62H166ZM171 63V62H170ZM182 63V62H181ZM46 64V63H45ZM107 64V63H106ZM109 64V65H110ZM130 65L131 64H133V62H130L129 63ZM143 64V65H144ZM158 62H156V66H157V71H159L158 70ZM100 65V64H99ZM105 64H103V66H104ZM109 65H108V67H107V65H106V67H104V68H106L105 70H107V68H109ZM135 65V64H134ZM148 65V64H147ZM167 65V64H166ZM172 65H170L169 66V68H171V69H167L166 70V68H165V72L167 73V72H169V74H166V75H170V73H171V77H174L173 75H176V74H173V72H175L173 69H175V67H171ZM179 65V64H178ZM31 66V65H30ZM87 66H90V67H88L87 68ZM113 66V65H112ZM112 66L110 67V69H112ZM142 66V65H141ZM141 66H138V67H141ZM145 66V65H144ZM144 66H142V68H144ZM150 66L151 67H153V65L150 63ZM150 66H147V67H150ZM159 66H162V64H160ZM79 68V69H81L80 70V72H78L77 73V71H79V70H75L76 72H74V70H72V72H71V69H73V68ZM98 67V68H97ZM127 67H129L128 66V64H127ZM146 67V68H147ZM162 67H164V65L162 66ZM166 67V66H165ZM177 68L179 67V66H176ZM131 67H129V68H126L127 70H129ZM135 68V67H134ZM141 68V69H142ZM168 68V67H167ZM13 69V68H12ZM38 69H39V67H38ZM181 69V68H180ZM3 69H1L0 70V74H1V77H0V79H2L3 80V78L5 79V77L3 76L4 75V73H5V71H3V73L1 72ZM9 70V71H8ZM104 70V71H105ZM109 70V69H108ZM113 70V69H112ZM131 71L130 72H128L127 74H128V80L127 81H121V79L123 78H121L120 80H118L117 82L118 83H120V81H121V85L123 84H125L126 82L127 83H129V82H131L132 84H134L133 85V87H132V85H130V87H132V88H135V86L136 87H138V89H140L141 87H140V85H138L139 84V81L138 80H136L135 79V77H136V75H137V73L136 72H134L132 69H130ZM134 70H136V69H134ZM139 70H140V68H139ZM138 70V71H139ZM150 70V69H149ZM153 70V69H152ZM154 70H155V66H154ZM182 70V69H181ZM28 71H29V74H30V78H31V73L33 72V70L31 69V67H30V69H28ZM35 71V70H34ZM85 71V70H84ZM87 71H85V72H87ZM93 71V72H94ZM103 71V72H104ZM113 71H115V70H113ZM143 71V70H142ZM160 71H161V69H160ZM160 71H159V73H160ZM26 73V76L24 75L25 73ZM36 72H38V70L36 71ZM76 74V76H75V78H78L77 80H75L74 81V73ZM84 72V74H86ZM89 72H90V70H89ZM102 72V73H103ZM108 72V71H107ZM116 73L118 72V74H119V71H115ZM126 72V70L124 71V73ZM131 72H134V74L132 73L131 74ZM24 73V74H23ZM39 73V72H38ZM38 73H32V74H34V75H38ZM88 73V72H87ZM91 73H92V71H91ZM115 73V74H116ZM135 73H136V75H135ZM141 73V72H140ZM139 72H138V74H139V76L141 75ZM156 73H158V72H156V70H155V72L153 73L154 74V81L156 80V77H155V74ZM163 72H161V74H162ZM11 74V73H10ZM41 74V73H40ZM71 74H73L72 75V77H73V80H72V77H70L71 76ZM90 73H88V75H89ZM103 74H105V73H103ZM114 74V72H112V75ZM126 74V73H125ZM159 75V74H157L159 77H161L162 75ZM165 74V73H164ZM204 74V73H203ZM46 75V74H45ZM93 75V74H92ZM95 75H93V76H95ZM109 75V74H108ZM111 75V76H112ZM182 75V76H181ZM85 76V75H84ZM111 76H109L110 78H111ZM120 76H122V75H120ZM119 76V77H120ZM177 76V75H176ZM191 76V75H190ZM200 76V75H199ZM12 77H13V75H12ZM37 77V80L39 81V84H41V85H39L38 87H40V86H42V84H46V82H44V80L42 79L44 76H39V77H42L41 79L43 80V82H41L40 83V78L38 77V76H36ZM62 77H64L63 79H62ZM107 78L106 79V81L109 79V80H111L110 78ZM178 78H179V80L180 81H178L179 83H181V81H182V84H183V74H180V75H178L177 76ZM176 77V78H177ZM201 77H203V76H201ZM206 77V76H205ZM39 78V79H38ZM92 78V79H93ZM112 78H114V75L112 76ZM116 78H117V74H116ZM142 78V77H141ZM140 78V79H141ZM187 78V77H186ZM189 78V77H188ZM200 78V77H199ZM207 78H209V77H207ZM14 79V78H13ZM71 79V80H70ZM164 79V80H163ZM163 79L161 78V82H162V80L164 81V83H165V81H166V83H168V82H170L171 80H169L168 82H167V80H165V78L163 77ZM168 79V78H167ZM5 80H7V77H6V79ZM10 80V79H9ZM12 80V79H11ZM41 80V81H42ZM108 80V81H109ZM116 80V79H115ZM115 80H113V81H115ZM123 80H125L124 78H123ZM134 80H136V81H134ZM157 80H158V78H157ZM155 81L156 83L158 82V81ZM173 80V79H172ZM177 80V79H176ZM190 80V79H189ZM200 80H202V79H200ZM209 79H207V81H208ZM26 80H24V82H25ZM97 81H96V87H98L97 86ZM101 81V80H100ZM105 81V82H106ZM113 81H111V82H113ZM188 81V80H187ZM2 82H4V80L2 81ZM1 82V80H0V84H3ZM6 82H11L12 83V81H6ZM29 82V81H28ZM27 82V83H28ZM71 82H69L70 84H71ZM104 81H103V83H105ZM110 82V81H109ZM116 82V84H118ZM123 82H125V83H123ZM205 82V81H204ZM32 82L30 81L29 82V84H30V86L31 85H33V84H31ZM66 83H68V82H66ZM95 83V82H94ZM102 83V84H103ZM137 83V84H136ZM144 83V82H143ZM163 83V82H162ZM172 83V82H171ZM18 84V85H19ZM50 84V85H49ZM71 84V85H72ZM101 84V83H100ZM107 85H108V82L106 83ZM136 84V85H135ZM178 84V83H177ZM176 84V85H177ZM181 84V85H182ZM9 85H11V84H9ZM16 85V84H15ZM48 85H49V87H48ZM99 85V84H98ZM110 85V84H109ZM114 85H115V82H114ZM114 85H110V86H114ZM122 85V86H123ZM162 85V84H161ZM173 85V87H174V84H172ZM175 85V86H176ZM29 86V87H30ZM65 86H68V88H71V89H77V88H75V86H71L70 87V85L68 84H66ZM64 86V89H65V91H67L68 92V88L67 87H65ZM78 86V85H77ZM76 86V87H77ZM118 86V85H117ZM117 86H116V88H117ZM127 86V85H126ZM126 86L124 87V88H126ZM128 86H129V84H128ZM142 86V85H141ZM155 86V85H154ZM153 86V88H158L159 87V83L157 84V87H154ZM164 86V85H163ZM162 86V87H163ZM166 86V85H165ZM167 86H168V84H167ZM178 86H180V84L178 85ZM178 86H176V87H178ZM6 90L7 88H5V86L3 85V86H1L0 85V94L4 97V95L5 94H2V92L4 91V92H8L9 91V93L10 92H12V91H10L11 89L10 88H8L7 89V91H5V90H3V88ZM9 87V86H8ZM18 87V86H17ZM21 87V86H20ZM35 87V89H36V87L37 86H32V88H34ZM43 87V86H42ZM41 87V89H38V90H36V91H39V90H41V92L40 93H42L43 94V92H45V90L44 91H42V88ZM47 87V88H46ZM74 87V88H73ZM100 87V86H99ZM102 87V86H101ZM111 87V88H112ZM120 87V86H119ZM172 87V88H173ZM175 87V89H177ZM21 88H25L24 86H22ZM19 89V88H17V89H19V90H21L22 92L24 91L23 89ZM31 88V87H30ZM79 88V87H78ZM103 88V87H102ZM114 88V87H113ZM112 88V89H113ZM115 88V89H116ZM124 88H123V90H124ZM128 88V87H127ZM126 88V89H127ZM152 88V89H153ZM10 89V90H9ZM63 89V88H62ZM63 89V90H64ZM92 89V88H91ZM95 90H96V88H94ZM104 89V88H103ZM121 89V88H120ZM120 89H119V91H120ZM128 89H130V90H128V91H132L131 90V88H128ZM159 89H162V90H165L164 88H159ZM2 90V91H1ZM31 89H29V91H30ZM32 90H34V89H32ZM31 90V91H32ZM100 90V89H99ZM111 89L109 88V91H110ZM117 90V89H116ZM123 90H121V91H123ZM136 91V89H133V91ZM142 90H143V87H142ZM172 90H174V88L172 89ZM171 90V91H172ZM179 90H181V88H179ZM20 91V92H21ZM36 91L34 92V93H36ZM72 91V90H71ZM77 91V90H76ZM92 91V90H91ZM101 91V90H100ZM114 91L115 90H113V95H114ZM126 91V90H125ZM128 91H127V93H128ZM166 91H167V89H166ZM166 91H164L165 93H166ZM170 91V92H171ZM175 91V90H174ZM3 92V93H4ZM20 92H19V94H20ZM55 92V93H54ZM90 92V91H89ZM102 92V91H101ZM112 92V91H111ZM111 92H110V96L112 95L111 94ZM129 92V93H130ZM140 92V91H139ZM157 92V89H156V91H155V93ZM164 92H160L159 90H158V94H156V95H159V98L160 99H157L158 101H160L159 103H160V105H162L163 104V107L165 106V105H167L168 106V104H170V100L172 99V97H170V99L168 98V97H166V94H165V97L163 96V95H161V93H163L164 94ZM169 92V93H170ZM26 93V92H25ZM40 93H36V94H40ZM69 95H70V89H69ZM68 93H66V96L64 97V99H67V95H68ZM75 92H73V93H71L72 95L74 94ZM77 93V92H76ZM75 93V94H76ZM79 93V92H78ZM97 93H99L98 91H97ZM96 93V94H97ZM104 93V92H103ZM103 93H101V95L103 94ZM106 93V92H105ZM104 93V94H105ZM135 92H132V94H134ZM142 93V92H141ZM154 93V92H153ZM168 93V92H167ZM172 93H174V92H172ZM181 93V92H180ZM182 93H183V91H182ZM13 94V93H12ZM11 94V95H12ZM23 94V93H22ZM21 94V95H22ZM107 94V93H106ZM106 94L104 95V96H106ZM137 95H140V93H136ZM1 95H0V99H1ZM25 95V94H24ZM99 95H100V93H99ZM109 95V94H108ZM168 95H170V94H168ZM177 95H178V92H177ZM40 97H41V95H39ZM43 96V95H42ZM44 96L43 97H41L42 98V101L43 102H46V99H43L44 98ZM49 96H50V98H49ZM78 96V95H77ZM128 96V95H127ZM134 97H136V98H134V99H137V97L138 96H136V95H133ZM154 96V95H153ZM171 96H173V94L171 95ZM176 96V95H175ZM174 96V97H175ZM74 97H75V95H74ZM79 98H80V93H79V96H78ZM77 97V98H78ZM109 97V96H108ZM112 97V96H111ZM124 97H126L125 95L121 98L122 100L124 99ZM148 97H150V94H149V96ZM173 97V98H174ZM181 97V95L179 94L178 95V97L176 98L175 97V100H177L178 98H180ZM57 98V97H56ZM81 98H83V96L81 97ZM81 98H80V100H81ZM127 98V97H126ZM125 98V99H126ZM154 98H156V96L154 97ZM182 98H183V96H182ZM242 98V97H241ZM110 99V98H109ZM112 99V98H111ZM147 99V98H146ZM145 99V100H146ZM148 99H150V98H148ZM245 99V98H244ZM5 100V99H4ZM83 102L85 103V99L83 98ZM114 100V99H113ZM121 100V105L122 104H124V108L126 107V110H125V113L129 110L130 111V109L132 110L133 108L130 106L131 105V102H129L128 101V99H127V101H125V102H128V103H124V101H122ZM156 100V99H155ZM173 100V99H172ZM174 100V101H175ZM183 100V99H182ZM239 100H241L240 98L237 100L238 102H239ZM134 101V100H133ZM136 101V100H135ZM135 101L132 103V105H135L136 103H138V101H139V99H138V101L135 103ZM142 101H144V100H142ZM236 101V104L238 103ZM245 101V100H244ZM81 102V101H80ZM146 102V101H145ZM145 102L143 103V105L145 104ZM60 103V102H59ZM59 103H57V106L59 105H61V104H59ZM72 103V102H71ZM149 103V102H148ZM146 104V106L147 105H149V104ZM172 103V102H171ZM239 103H241L242 104V100L239 102ZM238 103V104H239ZM4 103H2V105H3ZM56 104V103H55ZM127 104V105H126ZM138 104H140L141 105V103L139 102ZM157 104V107H159L160 105H158V103H156ZM41 105V104H40ZM39 105V106H40ZM43 106H44V103L42 104ZM41 105V106H42ZM44 106V109L47 107V106ZM68 105H71V104H67V106ZM72 105H74V104H72ZM72 105H71V107H70V109L72 108L73 109V107H72ZM85 105H86V103H85ZM85 105L83 106V107H85ZM0 106H1V102H0ZM40 106V107H41ZM55 106V105H54ZM54 106H52V107H54ZM57 106H55L54 107V109L55 108H57ZM58 106V107H59ZM123 106V105H122ZM137 104L135 105V106H133V107H135V109H137ZM170 106V105H169ZM51 107V109H53ZM87 107V106H86ZM129 107V108H128ZM143 107H145V106H142V109H143ZM48 108V109H49ZM146 108V107H145ZM144 108V109H145ZM41 109V108H40ZM48 109H45L46 110V112H47V110ZM57 109H59V108H57ZM71 109V110H72ZM139 109H141V107L139 108ZM138 109V110H139ZM147 109H149V106H147ZM159 109V108H158ZM161 109H162V106H161ZM164 109H165V107H164ZM1 111V115H0V117L3 115V117H1V118H3V121H1V118H0V126H6L7 128H8V133H9V139H8V141H6V142H4V143H2L3 145H1L0 146V153H1V151L3 150V151H5L6 153L5 154H7L9 151V153H12L13 155H10V156H14V157H16V155H18V154H22V156L23 157H25V158H27L24 154H27L28 155V153H32L33 155L31 156L30 154L28 155V157H30L31 156V160H30V158H29V161H28V159H25V161L27 160V162H24V160H20V161H15V160H11V157L9 156V157H6V156H8V155H5V157L3 158V157H1V155H0V259L1 260H4L5 262L7 261V263L6 264H9L8 262H10V263H12V264H60V260H62L61 261V264L63 263V264H81V258L80 257H76L75 255H74V252H72V250H73V248L71 249V246H72V241H73V237H72V232H71V234H70V231H72L73 229H71V221L73 222V220H72V212H71V208H69L70 206H68V202L70 201V198H69V200H68V196H70V193H71V191H70V187H69V185H71V184H69L70 183V181H68V180H70V176H69V171L71 170V169H69L70 167L69 166H67V168L64 170V171H62V169H61V173H63V175H64V177L63 176H58L57 174H59L60 172H56V171H59L58 169L59 168H57V170L56 169H52V167L50 168V166L49 167H47L48 165L47 164H49V162L50 161H48V160H43V161H45L44 163H42V160H40L41 158H38L40 155L38 154V149H39V147L40 148H42L40 145H39V147H38V145L37 144H40V143H35V141L33 140V142H29L30 143V145H31V147L32 146H34V147H32V148H30V146H29V144H28V142H27V144H23L24 146H26V149H25V147L24 146H22V147H20V145L19 144H17L18 143V140H14V135L16 134V133H19L18 131H17V129H16V126H15V124H14V122L17 120V119H15L16 118V114L15 115H13V116H15V118L13 117V119L10 117V115L6 112V110H5V107L3 108H1L0 109ZM39 110V109H38ZM38 110H37V112H38ZM42 110H43V108L41 109V110H39V111H41L42 112ZM44 111V110H43ZM48 111H50V109L48 110ZM53 111V110H52ZM56 111V113H57V110H55ZM70 111V110H69ZM68 111V112H69ZM72 111H74V110H72ZM72 111H70V112H72ZM140 111V110H139ZM149 111V110H148ZM160 111V113H161V110H159ZM77 112V111H76ZM141 112H142V110H141ZM145 112V111H144ZM144 112H143V114H144ZM43 113V112H42ZM42 113H40L39 112V114L41 115ZM73 114H74V112H72ZM124 113V114H125ZM129 112H127V114H128ZM131 113V116H132V111L130 112ZM136 113V112H135ZM139 113V112H138ZM38 114V113H37ZM38 114V117L40 118V119H42V123L43 124H45V123H47L46 121H45V123L43 122V118H41L40 117V115ZM43 114H45V113H43ZM53 114H55V112H53ZM70 114V113H69ZM78 114V113H77ZM127 114H125V115H127ZM145 114H146V112H145ZM145 114H144V116H145ZM162 114V113H161ZM134 115V114H133ZM140 115L141 114H139V117H140ZM42 117H43V115H41ZM55 116H56V114H55ZM37 117V118H38ZM45 117H47V116H44V118ZM57 117V116H56ZM61 117V116H60ZM76 118H77V115H76ZM143 118V117H142ZM60 119V118H59ZM136 119V118H135ZM140 119V118H139ZM13 120V121H12ZM15 120V121H14ZM35 120H36V118H35ZM35 120H33V123H34V121ZM37 120H39V119H37ZM37 120H36V122H37ZM45 120V119H44ZM62 120H63V118H62ZM62 120H57L60 124L63 122ZM47 121H49V120H47ZM71 121V120H70ZM137 121V120H136ZM35 122V123H36ZM41 122V121H40ZM40 122H38V123H40ZM231 123H229V124H232L233 126H232V128L233 127H235L234 125L236 124L235 122H233V123H235V124H233L232 123V121H230ZM15 123H17V122H15ZM64 123H66V120L63 122V124ZM71 123V122H70ZM41 124V123H40ZM43 124H42V126H43ZM48 124H50V123H48ZM60 124H58V125H56L57 127L56 128H58V127H60L59 125ZM17 125V124H16ZM36 125H37V123H36ZM39 125V124H38ZM65 125V124H64ZM68 125V124H67ZM20 127L22 126V125H19ZM45 126L46 125H44L43 127H44V129H45ZM70 126V125H69ZM23 127V126H22ZM21 127V128H22ZM177 127V126H176ZM41 128V127H40ZM66 128V127H65ZM67 128H68V126H67ZM230 128V131H231V134H232V130L234 129H232L231 127H230V125H228V128H227V130ZM42 129V128H41ZM46 129H47V126H46ZM232 129V130H231ZM226 130V129H225ZM43 130H41L40 132H42ZM45 131V130H44ZM44 131H43V133H44ZM68 131H69V129H68ZM229 131V130H228ZM227 131V132H228ZM21 132V131H20ZM46 132V131H45ZM183 132V131H182ZM182 132H179V134L178 135H183L182 134ZM22 133V132H21ZM49 133V132H48ZM229 133V132H228ZM227 133V134H228ZM20 134V133H19ZM23 134V133H22ZM42 134V133H41ZM18 135V134H17ZM16 135V136H17ZM21 135V134H20ZM20 135H18V136H20ZM229 135V134H228ZM22 137V136H21ZM41 137V136H40ZM43 137H45V136H43ZM71 137V136H70ZM180 137V136H179ZM178 137V138H179ZM50 138H53V136H51L50 135ZM50 138H48V140H47V142H46V140H45V145H46V147H47V145L48 146H51V145H53L54 143H53V139H50ZM68 138V137H67ZM183 138V137H182ZM181 138V139H182ZM186 138V137H185ZM17 139V138H16ZM41 139H43V138H41ZM47 139V138H46ZM68 139H70V138H68ZM221 140L220 141H222V138H220ZM38 140H39V138H38ZM51 140V141H50ZM71 140V139H70ZM185 140V139H184ZM189 140V139H188ZM228 140V139H227ZM19 141H21L20 139H19ZM29 141H30V139H29ZM186 141V140H185ZM14 142H15V145H14ZM39 142H40V140H39ZM50 143V145H49V143ZM68 142V141H67ZM182 142V141H181ZM189 141H186V143H188ZM223 142H225L224 140L222 141V143ZM229 142V141H228ZM32 143H35L36 145H37V147L35 146V145H33ZM44 143H41V144H44ZM48 143V144H47ZM53 143V144H52ZM70 143V142H69ZM218 143H219V141H218ZM222 143H219L220 144V146L222 145ZM225 143H227V142H225ZM1 144V143H0ZM16 144L17 145H19V147L16 149L15 148V146H16ZM71 144H72V142H71ZM215 143L213 142V145H214ZM227 144H229V143H227ZM65 145V144H64ZM68 145H70V144H68ZM216 145V144H215ZM67 146V145H66ZM217 146H218V144H217ZM223 146V145H222ZM37 149H36V148ZM53 146H51L50 148H52ZM212 147H214V146H212ZM219 147V146H218ZM229 147V146H228ZM54 148V147H53ZM70 148V147H69ZM220 148V147H219ZM222 148V147H221ZM66 149V148H65ZM214 149V148H213ZM226 149H228V148H226V146L224 145V147H223V149H222V151L220 152V155L219 156H216V158L217 157H219V158H222V159H218V160H223L224 159V154L225 153H223V152H225L226 151ZM24 150H26L27 152H25ZM39 150H42V149H39ZM44 150V152H45V148L43 149ZM49 150V149H48ZM8 151V152H7ZM12 151V152H11ZM32 151V152H31ZM49 151H51V149L49 150ZM46 152V153H48V155H49V153H51V152ZM66 151H69V153H71L70 151L71 150H68V149H66ZM168 151H172V149H171V147L170 148H168ZM167 151V154H169L170 152H168ZM23 152H25V153H23ZM41 152H43V151H41ZM149 151H147V153H148ZM154 152V151H153ZM173 152V151H172ZM170 153V154H173V153ZM216 152V151H215ZM215 152H213V153H215ZM40 153V152H39ZM157 154L159 153V152H156ZM155 153V154H156ZM15 154V155H14ZM20 154V155H21ZM44 154V153H43ZM43 154H41V155H43ZM152 154V153H151ZM151 154H149V158L152 160L153 159V156L154 155H152L151 156ZM154 154V153H153ZM170 154H169V156H170ZM210 154V153H209ZM228 154H230V152L228 153ZM47 155V154H46ZM208 154H206V156H207ZM215 155H217V152L215 153ZM232 154H230V155H228V156H231ZM70 156V155H69ZM151 156V157H150ZM173 156V155H172ZM209 156V155H208ZM210 156H212V154H210ZM21 157V156H20ZM154 157H157V156H154ZM171 157V156H170ZM201 157V156H200ZM203 157H205V156H203ZM232 157V156H231ZM231 157H227L228 158V160H229V162L231 161V159L233 158H231ZM43 158V157H42ZM194 158H196L195 156H194ZM38 159H39V161H41V163L43 164H40L39 162H38ZM44 159H45V157H44ZM47 159H50V158H48L47 157ZM70 159V158H69ZM71 160V159H70ZM154 160V159H153ZM156 160V159H155ZM192 160H193V156H192ZM197 160H200L199 158H197ZM217 160V159H216ZM217 160V161H218ZM48 163H47V162ZM196 161V160H195ZM194 160H193V164L194 163H196ZM201 161H204L203 160V158H202V160ZM224 161V160H223ZM150 162H153V161H150ZM155 162H157V161H155ZM172 163H173V161H171ZM170 162V163H171ZM175 162V161H174ZM177 163L178 162H180V161H176ZM199 162V161H198ZM205 162V161H204ZM203 162V163H204ZM221 163H222V161H220ZM46 163V164H45ZM154 163V162H153ZM153 163L152 164H150L149 165V168H150V166H152L153 165ZM169 163V162H168ZM177 163H176V165H177ZM181 163H182V161H181ZM180 163V164H181ZM203 163H202V165H203ZM154 164H156V163H154ZM180 164H178V165H180ZM201 164V163H200ZM47 165V166H46ZM50 165H51V163H50ZM168 165H170L171 167L173 166L172 164H168ZM175 165V166H176ZM177 165V166H178ZM208 165V166H207ZM222 165V164H221ZM220 165V167H222L221 168V171H222V169H223V166H225V165H222L221 166ZM254 165V167H253V169L256 171V170H259V168H260V164L259 163H256V164H253ZM43 166H45V167H43ZM147 164H146V167H144V168H146L147 170H148V168H147ZM194 166V165H193ZM203 166H205V168H206V166L207 167H209V163L206 161V165L204 164ZM229 166H230V164H229ZM170 167V168H171ZM179 167H181V168H179ZM178 168H179V171L177 170L176 172L173 170L172 171V168L170 169V171L169 172H173V173H171V175H172V177H174V179L172 178V177H170V174H167V175H169V180L172 178V180L173 181H175V182H173L172 180V182L173 183H177V181L179 180V178H177V176L179 177L180 176V174L182 173L183 174V172H181L182 170H183V164H181V166H179ZM219 167V168H220ZM152 168H154V167H152ZM175 168V167H174ZM177 168V167H176ZM67 170V171H66ZM147 170H145V171H147ZM152 169H150V171H151ZM181 170V171H180ZM206 170V169H205ZM210 171V169H207V171ZM218 170H220V169H218ZM65 171H66V174H64L65 173ZM162 171V170H161ZM161 171H159L160 173H161ZM165 171V170H164ZM208 171V172H209ZM220 171V172H221ZM148 172V171H147ZM146 172V173H147ZM174 172L176 173V174H174ZM219 172V171H218ZM261 173V180H260V183L261 182H264V170L263 171H260ZM60 173V174H61ZM152 173V172H151ZM150 173V176L152 175ZM154 173V172H153ZM179 173V174H178ZM217 173V172H216ZM223 173V172H222ZM222 173H219L218 175L220 176V174H222ZM162 174V173H161ZM164 174V173H163ZM181 174V175H182ZM59 177H57V176ZM62 175V174H61ZM148 175H149V173H148ZM147 175V176H148ZM175 175H176V178H175ZM217 174L215 175V177L216 176H218ZM223 175V174H222ZM221 175V176H222ZM218 176V177H219ZM149 177V176H148ZM218 177L216 178V184H217V189L219 188L220 189V191L221 192H219L220 193V196H222V191H223V176H222V178H220L219 179V181H217L218 180ZM232 177V176H231ZM61 178V179H60ZM69 178V179H68ZM149 178H151V177H149ZM182 178V177H181ZM180 178V179H181ZM176 179H177V181H176ZM183 179V178H182ZM52 180H54L53 182H52ZM221 180V181H220ZM233 180L235 181V179H234V177H233ZM42 181V182H41ZM146 181H147V179H146ZM171 181H168V182H170V184H171ZM182 181V180H181ZM233 181V182H234ZM237 181V180H236ZM243 181V180H242ZM259 181V180H258ZM69 182V183H68ZM149 182V181H148ZM179 182H180V180H179ZM179 182H178V184H179ZM217 182H221V184H219V183H217ZM233 182H232V184H233ZM241 182V181H240ZM240 182L238 181V183L240 184ZM249 183H250V181H249ZM177 184V185H178ZM221 186V187H219V185ZM238 184V185H239ZM264 184V183H263ZM167 185H169V183H167ZM235 185V184H234ZM259 185L260 184H258V187H259ZM251 186V185H250ZM249 186V187H250ZM264 186V185H263ZM262 186V187H263ZM236 187H237V184H236ZM238 187H240V186H238ZM254 188H255V190H254ZM254 188L252 189H250V191L249 192H252V194L254 193V192H257L256 191V189H257V187H256V185H254ZM240 189V188H239ZM242 189V188H241ZM245 189V188H244ZM260 189V188H259ZM258 189V190H259ZM263 189V188H262ZM264 191V190H263ZM260 192H261V189H260ZM150 195H151V193H149ZM250 194V193H249ZM257 194H258V192H257ZM43 195H49L48 196V198L49 199H51V197H53V198H57L58 200L60 199L61 200V202H59V204H56V206H55V209L54 210H50L51 209V205H49V206H47V203H52V201L51 200H49L48 199V202H47V200L45 199V203L46 204H44V202H43ZM152 195H154V194H152ZM63 196V197H62ZM248 198H249V196H248ZM221 201V200H220ZM249 201H251L250 199H249ZM71 202V201H70ZM149 202H150V200H149ZM223 203V202H222ZM221 203V204H222ZM167 204H168V202H167ZM224 204V203H223ZM222 204V206H223V208L225 209V206H226V208H227V205H223ZM226 204V203H225ZM169 206H170V204H169ZM250 207V206H249ZM261 207V206H260ZM263 207V206H262ZM50 208V209H49ZM167 208V207H166ZM249 209H251V208H249ZM264 209V208H263ZM64 211V212H62V211ZM262 209H259V211H261ZM60 211H61V213H60ZM62 213H66V216H67V218L64 220L65 222H67L68 224H67V226L65 225V223H64V226L65 227H62V225H61V222L60 221H57V219H60V214L62 215ZM227 213H231V212H228L227 211ZM59 216V217H58ZM227 219H228V217H227ZM229 220V219H228ZM231 220V219H230ZM59 222H60V224H59ZM63 224V223H62ZM61 225V226H60ZM230 228V227H229ZM230 233V232H229ZM250 236H252V235H250ZM255 236V235H254ZM254 239H255V237H254ZM256 239H258V240H263L264 238H263V236H259V238H257V236H256ZM4 261H0L1 262V264H5L4 263Z\"/></svg>",
	"mask_w": 264,
	"mask_h": 264
},
{
	"label": "clouds",
	"instance_id": "3",
	"mask_svg": "<svg viewBox=\"0 0 264 264\" xmlns=\"http://www.w3.org/2000/svg\"><path fill=\"white\" fill-rule=\"evenodd\" d=\"M81 264H115V262L106 253H91L81 258Z\"/></svg>",
	"mask_w": 264,
	"mask_h": 264
}]
</instances>
